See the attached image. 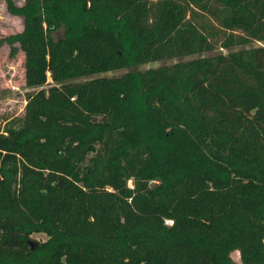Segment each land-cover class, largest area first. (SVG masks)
Wrapping results in <instances>:
<instances>
[{"label":"trees","instance_id":"trees-1","mask_svg":"<svg viewBox=\"0 0 264 264\" xmlns=\"http://www.w3.org/2000/svg\"><path fill=\"white\" fill-rule=\"evenodd\" d=\"M4 1L0 264H264V0Z\"/></svg>","mask_w":264,"mask_h":264},{"label":"rangeland","instance_id":"rangeland-1","mask_svg":"<svg viewBox=\"0 0 264 264\" xmlns=\"http://www.w3.org/2000/svg\"><path fill=\"white\" fill-rule=\"evenodd\" d=\"M14 5H21L23 0H11ZM201 14V13H199ZM203 15L207 17L208 20H212L209 17V13L203 12ZM211 22V21H210ZM214 24V23H213ZM22 18L17 15L11 14L6 9V4L4 0H0V39L7 37L11 34L21 31L22 29ZM60 31L52 34L53 37H57ZM248 46H263L264 41H253ZM220 50V48L205 52L201 55H211ZM9 46L5 42L0 43V125L6 121L15 120L23 113V106L25 103L24 96L25 92L29 89L24 85L23 77V53L18 50L14 57H9ZM223 52L225 50H222ZM192 56H181L178 58L170 60H162L159 62H149L138 68L154 67L156 65L167 64L178 60H184L191 58ZM124 70L110 71L104 73V75H117ZM131 184L130 182H128ZM43 233H32L31 238L35 240L45 239ZM232 259V264H241L238 258V253L232 251L230 253Z\"/></svg>","mask_w":264,"mask_h":264},{"label":"water","instance_id":"water-1","mask_svg":"<svg viewBox=\"0 0 264 264\" xmlns=\"http://www.w3.org/2000/svg\"><path fill=\"white\" fill-rule=\"evenodd\" d=\"M31 243V242H30Z\"/></svg>","mask_w":264,"mask_h":264}]
</instances>
